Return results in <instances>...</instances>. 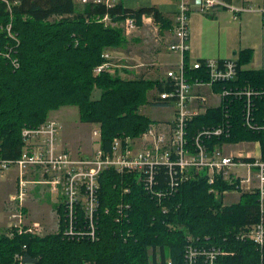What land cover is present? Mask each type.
<instances>
[{
    "label": "trees",
    "instance_id": "16d2710c",
    "mask_svg": "<svg viewBox=\"0 0 264 264\" xmlns=\"http://www.w3.org/2000/svg\"><path fill=\"white\" fill-rule=\"evenodd\" d=\"M105 14L113 22L133 17L138 27L143 17H150L161 30L172 29L171 21L156 7L128 10L122 4L109 9L89 4L78 9L74 0H0L1 160L19 158L23 129L39 127L50 112L65 106L77 107L81 122L99 126V146L104 153L110 151L114 138H136L155 124L140 108L161 106L152 103L156 98L150 92L166 91L162 82L93 73L104 61L105 50L118 49L125 42L121 30L96 20ZM8 25L16 40L8 36ZM251 58V51H241L238 66ZM10 59H16L18 66ZM237 84L264 90V70L240 69ZM258 106L261 114V101ZM223 115V110L211 109L193 118L187 125L189 136L198 128L216 125ZM244 141L259 142L264 155V132L243 128L237 114L229 139L215 138L209 144ZM158 176L159 180L166 178L163 169ZM99 183L96 240L65 237V215L57 201L59 219L53 233L32 236L15 231L8 235L13 231L9 229L0 233V264H184L187 235L197 239L195 244L222 247L218 264H264V248L259 251L251 242L233 239L240 228L258 219L255 194H241L239 201L225 205L222 194L231 189L229 185L217 181L211 186L204 177L190 178L158 205L135 175L107 170L100 174ZM118 203L130 208L127 218L116 222Z\"/></svg>",
    "mask_w": 264,
    "mask_h": 264
},
{
    "label": "built area",
    "instance_id": "2783aa9c",
    "mask_svg": "<svg viewBox=\"0 0 264 264\" xmlns=\"http://www.w3.org/2000/svg\"><path fill=\"white\" fill-rule=\"evenodd\" d=\"M82 6L89 4L113 8L122 0H78ZM177 12L174 25V41L168 50L178 56L175 63H168L164 73L163 86L152 102L166 108H173V118L169 121L149 125L136 138L116 137L111 149L104 153L100 149V128L92 133L97 147L90 157L74 155L58 143L57 122L47 120L37 128L22 131L23 149L15 160L0 159V174L12 168L17 172L18 186L9 196L13 222L7 234L13 232L42 236L43 228L38 223L26 226L23 223V203L33 184L46 185L50 193L60 197L65 215L63 235L67 238L88 236L96 240V212L98 208L99 176L113 170L118 175H135L136 182L150 198L161 205L162 199L171 196L179 186L190 178L204 177L213 186L217 181L231 187L223 196L232 194H255L257 196L258 219L251 225L240 228L233 239L238 242H251L259 251L264 248V155L260 143L242 149L239 155L228 154L227 150L238 144L223 142L211 146L215 138L229 139L232 135V120L240 116L242 127L264 132V90H256L246 84H237V60L197 59L186 64L185 54L189 50V17L193 12L207 14L217 8L229 10L233 17L237 14L252 13L264 19V3L261 5L232 6L220 0H176ZM144 18V17H143ZM142 18V19H143ZM150 18V17H149ZM104 26L120 27L128 37L138 29L133 17L121 22H113L108 14L96 18ZM148 23L152 19H147ZM146 23V22H145ZM8 36L11 27H6ZM10 58L9 54H2ZM103 62L93 70L94 75L109 73L112 64V50L102 54ZM17 67L16 59H10ZM261 101L262 112L258 102ZM157 106V105H156ZM159 107V106H158ZM211 109H221L224 115L213 126L198 128L191 136L188 123L197 116L205 115ZM250 145V144H249ZM163 169L166 178L159 180L158 172ZM35 172L40 179L28 180L27 173ZM124 192H128L125 189ZM210 192L216 193L211 188ZM129 205H116V222L127 218ZM81 215V221L79 218ZM197 239L187 235L184 248V264H218L224 253L217 245L195 244ZM16 260H21L19 255ZM22 264V262H19Z\"/></svg>",
    "mask_w": 264,
    "mask_h": 264
},
{
    "label": "rangeland",
    "instance_id": "374dc122",
    "mask_svg": "<svg viewBox=\"0 0 264 264\" xmlns=\"http://www.w3.org/2000/svg\"><path fill=\"white\" fill-rule=\"evenodd\" d=\"M74 1L78 9L84 8L78 0ZM115 28L121 30L120 27ZM166 31L170 30H161L152 21L151 23L142 24L128 37L122 34L125 37V42L118 48L120 54L117 53L111 60L113 67L109 70L110 75L123 79L143 77L150 80H159L163 83L164 73L167 70L165 63L170 60L168 46L172 41L170 34H166ZM158 94V91H151L150 97L154 99ZM93 96L96 98L98 92H95ZM140 112L152 123H159L163 120V122L165 120L169 121L172 117L171 110L164 106L151 107L150 105H144L140 108ZM48 120L57 122V140L63 148L69 149L74 155L90 157L97 147L95 136L92 133L97 125L81 122L77 107L65 106L58 109L57 112L52 111L49 113ZM247 143L254 142H240L235 150L240 149L241 146ZM14 171L16 172L15 168H12L6 173L0 174V233H6L14 220L11 213V202H9V196L15 192L18 186L17 174L16 183H13ZM31 175L35 174L32 173ZM34 178L40 179L39 176ZM31 186L34 187L35 185ZM41 186L39 189L31 188L28 198L23 203V223L28 226L38 222L43 228L44 235H46L53 233L58 226L59 216L55 214L53 205L57 203L60 197L56 198L55 195L50 193L48 186ZM237 194H230L229 192V194L224 195L223 204L229 205L239 201V195ZM156 253L159 259V252Z\"/></svg>",
    "mask_w": 264,
    "mask_h": 264
},
{
    "label": "crops",
    "instance_id": "0c3cea01",
    "mask_svg": "<svg viewBox=\"0 0 264 264\" xmlns=\"http://www.w3.org/2000/svg\"><path fill=\"white\" fill-rule=\"evenodd\" d=\"M220 1L227 5L237 7L242 5H261L264 3V0ZM121 4L123 8L128 10H135L143 7H156L159 12L172 23V29L166 31V34H170L172 39L171 43H173V26L177 12L176 0H122ZM147 19L151 18L144 17L142 23L144 24L147 22ZM189 46L190 48L186 52L184 59L186 64L197 59H215L219 61L238 60L241 51L249 50L252 53V58L248 64L241 66V70H264V19L252 13L237 14V17L234 18L233 14L225 8H217L207 14L193 12L189 17ZM117 53L120 54L119 49H112L113 57ZM169 57L170 60L165 63V65L168 63H175L178 60V56L171 51L169 52ZM168 109L172 112V117L170 118L172 119L173 108L168 107ZM255 143L257 142L247 143L236 150L235 147L231 148L227 150V153L239 155L242 149L246 150ZM35 172L37 171L30 170L27 173V179L38 180L34 178L38 176ZM32 173L35 175H31ZM16 174L17 172L14 171L13 183H16ZM33 185L35 186H31V188L34 189L42 187L41 185L37 186L38 184ZM53 206L55 207L56 204Z\"/></svg>",
    "mask_w": 264,
    "mask_h": 264
}]
</instances>
